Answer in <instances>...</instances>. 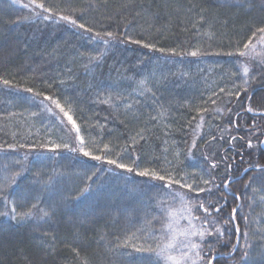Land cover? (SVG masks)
<instances>
[{
  "label": "trees",
  "instance_id": "1",
  "mask_svg": "<svg viewBox=\"0 0 264 264\" xmlns=\"http://www.w3.org/2000/svg\"><path fill=\"white\" fill-rule=\"evenodd\" d=\"M259 27L264 0H0V213H9L0 215V264H157L154 253L136 249L164 244L167 213L185 208L175 193L225 199L224 191L164 187L168 178L207 187L201 177H211L223 188L229 163L234 182L222 211L212 210L216 223L193 221L198 230L224 233L205 238L197 264L213 257V264H264V171L243 174L264 165V63L237 55L250 37L256 44ZM243 66L250 68L246 91ZM53 101L101 161L82 155L76 130ZM105 144L109 153L98 150ZM117 153L129 165V155L139 157L136 170L165 180L108 165L104 157ZM34 203L33 217L20 221Z\"/></svg>",
  "mask_w": 264,
  "mask_h": 264
},
{
  "label": "snow or ice",
  "instance_id": "2",
  "mask_svg": "<svg viewBox=\"0 0 264 264\" xmlns=\"http://www.w3.org/2000/svg\"><path fill=\"white\" fill-rule=\"evenodd\" d=\"M33 2H35V0H33ZM36 8H40L43 9L44 13H50L52 10L49 7H46L43 3H37ZM60 20L65 21L73 26H76L78 28L84 29L86 32H91L92 28L90 27H86L85 24L80 23L77 24V19L72 18V16L70 15H61ZM44 20H48L49 16L48 15H44L43 16ZM105 35L108 38L114 39L115 38V34L113 32H106ZM97 36L99 37V33H97ZM253 37H257V42L256 44L252 43V38H249V41L247 43H244L243 48L244 51H239L237 53V55L239 57H245V56H249L251 53H254L257 44L264 46V27H259L257 28L253 34ZM105 44H107L109 41L108 40H104L103 41ZM135 43H140V41H134ZM146 48H151L153 47L150 44L145 43L143 45ZM160 51H163V49H160ZM173 54L174 55H179V53L175 52V50L173 49ZM188 55H191L193 57L198 56L200 53L198 51H191L190 53H187ZM227 55L232 56L233 53H227ZM262 63H264V61H262ZM242 71L244 74V79H243V83H244V89L243 91L247 90V85L249 82V74H250V68L247 66H243L242 67ZM262 71H264V69H262ZM5 84L8 83L7 80L4 81ZM145 81H140L139 82V86L141 88H144L145 86ZM145 91H148L147 88L144 89ZM28 91H31V89H28ZM223 91V89L221 90ZM233 93H229V95H232ZM235 95L237 97H239L241 95V91H237L235 93ZM51 98L48 96H45V100H50ZM251 98L249 97V100ZM104 103H107L108 101L105 100L103 101ZM53 103H55L56 108L60 109V111L64 114V116L67 118V120L69 121V123H71L72 127L76 130V140L79 142V151L82 153V155L84 157H91L92 160H96V161H101L102 160V156L100 155H92V153L88 150H85L86 145H85V140L84 138L81 136L80 134V129L77 126L76 122L73 120L72 115L69 114V112L65 111L64 108L59 104V102L53 101ZM213 103H215V101H213ZM129 108H131V105H128ZM203 111H207L206 109ZM217 111H219V109H217ZM248 112H252L253 109L251 107H249L247 109ZM155 119V118H153ZM201 119L203 120L204 117L201 116ZM229 123H233L232 121H229ZM228 131V129L223 128L221 129L222 133H226ZM141 139H143V137H141ZM221 139H223V136L221 137ZM236 140V137H232V140L229 141V143H232L233 141ZM135 139L133 140V143H135ZM195 146V141H193V147ZM61 147V145H53V149L50 150H54L56 148ZM63 147L68 148L67 144H64ZM252 147V143L249 140L248 141V148ZM99 151H102L104 153H109L111 151V149L109 148V145L105 144L103 149H98ZM72 152H76L77 148H72L71 149ZM124 151H128V149H124ZM117 158L115 159H107L106 157H104L105 162L108 165H114L115 168L118 169H124L127 172L131 173L133 171H136V175L140 176V177H150L152 179L155 180H160L163 181L165 180V176L160 175L157 171L155 170H151L148 168H145L144 170H136L138 167V159L139 157H137L136 159H132V156L129 155V159L131 160V165L129 164H125V163H121L120 162V153H117ZM205 160H208L209 157L205 156L204 157ZM210 167L211 169H216L218 168V163L215 161H212L210 163ZM233 165L231 163L226 164V173H228V178L223 180V188L220 187V185L215 184L213 178L209 177L208 179H205L203 176L201 177V182L203 183V185L207 186V187H200L195 181L192 184H188L186 182H183L182 180H176L172 177L168 178V184L165 185L164 187H170L172 184H178L180 186V188H187L188 189V193H192V192H196L197 194L199 193H206V194H212L213 191H224L225 192V199L223 201V204H220V198L217 197V201L216 202H206L203 198L199 197V195H197L196 197H193L189 194L186 193H180L177 192L175 193V195L177 197H179V199L184 202L185 204V208L184 210L188 213L187 217H184L185 219L188 220L189 225L191 226L189 228V230L187 231H182L179 233V235L181 237H183V239H177V230L173 227V224L175 223L174 220V213L173 212H168L167 213V217H168V223H166L164 225V229L167 231L168 233V237H167V242L163 244V246L157 245V248L153 249L151 246H148L147 248H137V251H142V252H148V253H154L157 256V264H159V259L162 258L165 262V264H197L198 261H202L204 259V256L201 254L203 252V248H202V244L205 242V238L206 237H210L213 236L214 233L219 234V236H223V232L220 228H214L212 231L208 230V227H211L213 224L216 223L215 218L213 219H209L210 216H212V210L215 209L216 213H220L223 209V206L227 204V200H226V196L227 195H231V192L229 191V185L231 183L234 182V178L230 175L231 170H232ZM252 167H256L259 171H264V165H256V166H252L250 165L249 168H245L243 170V174H247L248 171L250 170V168ZM241 178H243L241 176ZM251 179L249 183H251ZM248 184L245 185V188L247 189ZM236 199H240V196L237 194L235 196ZM5 203L7 204V198H5ZM39 207L38 203H34L31 206V209L27 212H23L19 214V219L20 221H24L26 219H31L34 215L32 209H37ZM39 211L42 213V217H49L50 212L49 210H45L43 208H40ZM239 211V206H237L236 208L232 209V219H235V216L237 214V212ZM197 212H203L204 215L203 216H198L195 213ZM54 214V213H53ZM0 215H9L8 212L5 213H0ZM11 218L13 220L17 219V212H16V206L15 204H13L12 209H11ZM195 220H199L201 221L202 224L207 225L208 227H205L203 230H198L195 229L194 225L192 224L193 221ZM228 221H226L227 223ZM237 231H239V229H237ZM246 235V234H245ZM196 238V239H193ZM163 239V238H161ZM214 249L212 248L211 243H209V251H213ZM233 251H235V245L233 246ZM179 253V254H176ZM193 255H194V259H193ZM204 255H207V253H204ZM248 256V253L246 252L244 254V257H242L243 260H246ZM215 257H213L212 259H208L207 260V264H213Z\"/></svg>",
  "mask_w": 264,
  "mask_h": 264
},
{
  "label": "rangeland",
  "instance_id": "3",
  "mask_svg": "<svg viewBox=\"0 0 264 264\" xmlns=\"http://www.w3.org/2000/svg\"><path fill=\"white\" fill-rule=\"evenodd\" d=\"M251 58L254 59L255 62L262 63V61H264V46L257 44L254 53H251ZM181 207H185V205H182ZM173 213H174V220H175L173 227L177 230V239H183V237H181L179 235V233L182 231H187L191 227L188 223V220L184 218V217H187L188 213L184 210V208H182V209L179 208L176 211H174ZM192 224H193V222H192ZM193 225H194L195 229H198V228H196L195 224H193ZM165 236L168 237L167 231H166ZM193 239H196V238H193ZM166 242H167V238H166L164 243H166ZM176 254H179V253H176ZM194 258L195 257L193 255V259ZM189 264H190V262H189Z\"/></svg>",
  "mask_w": 264,
  "mask_h": 264
},
{
  "label": "water",
  "instance_id": "4",
  "mask_svg": "<svg viewBox=\"0 0 264 264\" xmlns=\"http://www.w3.org/2000/svg\"><path fill=\"white\" fill-rule=\"evenodd\" d=\"M261 144H262V145L264 144V140L261 142ZM238 237H239V235H238Z\"/></svg>",
  "mask_w": 264,
  "mask_h": 264
}]
</instances>
